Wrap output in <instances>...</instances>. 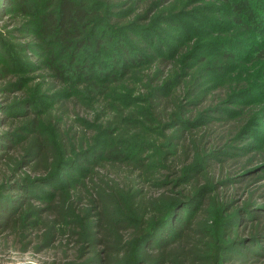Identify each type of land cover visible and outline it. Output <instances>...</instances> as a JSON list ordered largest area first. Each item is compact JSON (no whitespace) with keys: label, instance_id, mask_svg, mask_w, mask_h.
Instances as JSON below:
<instances>
[{"label":"trees","instance_id":"obj_1","mask_svg":"<svg viewBox=\"0 0 264 264\" xmlns=\"http://www.w3.org/2000/svg\"><path fill=\"white\" fill-rule=\"evenodd\" d=\"M225 1L231 29L248 40L247 50L232 63L239 53L224 47L225 60L211 65L207 55L188 64L195 45L182 43L188 36L167 34L179 16L168 7L159 11L166 0H3L0 234L35 239L37 251L60 244L66 233L77 235L75 259L63 264H246L264 256V189L241 200L226 191L247 177L226 172L228 162L259 147L247 140L260 133L253 127L264 107V80H256L264 76V0ZM32 71H39L32 78L38 80L29 85L25 75ZM82 82L102 95L104 117L98 125L78 119L93 129L86 138L43 121L48 108L38 104L46 95L69 97ZM206 82L218 94L196 108ZM206 107L211 117L202 116ZM202 125L188 151L183 146L185 161L177 162L180 141ZM183 130L188 134L178 133ZM119 164L129 171L139 166L141 174L118 186L107 173ZM151 167L172 170L154 176ZM138 177L186 188L148 197L133 187ZM84 196L88 204L78 207ZM34 199L46 202L35 207Z\"/></svg>","mask_w":264,"mask_h":264},{"label":"rangeland","instance_id":"obj_2","mask_svg":"<svg viewBox=\"0 0 264 264\" xmlns=\"http://www.w3.org/2000/svg\"><path fill=\"white\" fill-rule=\"evenodd\" d=\"M165 3L166 4L163 5L159 9V11H164L163 8L168 7L169 10H176L171 12H175L179 16V24H177L176 26L169 25L167 34L177 36L178 40H181V38L182 40H184L186 36H188L189 39H185V41H182V43L186 46L191 47L195 45V52L189 56L190 60L188 64L197 63L198 58L204 55H207L208 59L211 61V65L217 58L219 59L217 61H223L225 59L221 58L222 56L220 54L223 52L224 47L238 51V58L232 60V63H238V61L242 57L241 55H244V51L247 50L245 48L244 42L248 40H243V37H241L240 34L236 35V33H234V28L231 29V23L228 22L229 18H231V7L229 3H226L225 0H166ZM3 7V0H0V12L3 11ZM0 17L2 18L0 19L1 25L4 17H2L1 15ZM158 20L160 19L157 18L156 20L157 26H159L160 24V21ZM183 25H189V30L195 28V33L190 34L188 33L189 30L185 32L183 29ZM183 31L184 34L181 35ZM246 39H250V35ZM217 51H219V53H217ZM28 54L26 53V56L30 57L31 51H28ZM251 57L252 53H250L249 55V58ZM88 58H90L92 62L97 61L95 55L91 53L88 54ZM249 63H247V65H249ZM37 72L39 71H32L25 75V78H27L29 85L34 84L36 80H38L37 78H35L34 80L32 79L34 75L38 74ZM205 72L207 74H211L210 69H206ZM7 76L9 79H13L14 77L16 78V76L12 73H8ZM256 80H264V76ZM98 84V86L100 87L102 83L99 82ZM203 86V99L201 100V102H197L196 105L193 104L194 106H196V108H202L207 104H211L212 96H214V94H218L219 91L218 89L215 90L211 88V82H206ZM90 89H92V87L89 84L82 82L79 85L77 91H74L73 95L69 97L60 99L59 97L57 98L54 96L52 97V95H46L47 98L43 97V99H40L43 103L38 104H46L45 106L48 108V111H46V113L42 114L40 117L43 121L46 122L50 120H56L55 122H57V125H60V128H66L70 126V132H76L75 135L77 136L83 135L85 138L89 137L92 134L93 129L85 128L83 125H81V122H88L98 125L100 120H104V117H102L103 115H100V112L102 111L100 98H102V95L93 94ZM262 92H264V90ZM262 92L260 91V95L262 94ZM9 93H12V91L9 90ZM48 94H50V92H48ZM2 97L4 98L5 96L2 91H0V101ZM193 105H188L187 111H190L191 113L194 112V109L196 108L193 107ZM229 106L234 107L235 105ZM205 110L206 111H204V115L202 116L204 117L210 114L211 117V107H206ZM190 112H187V114H190ZM257 112L259 122L257 126L253 127V129L256 128L255 130H258L260 133L254 135L255 137L249 138L247 141L257 142L256 146L259 147H255L251 151L249 149L248 152H244L242 155L230 160L228 162V166L226 167V172L234 174L240 173L247 176L246 180L242 182L236 181L235 186H231L226 189L228 193L235 190V197H237L238 200H241L246 195H250L252 193H255V195L261 194L260 190L264 189V138H262V132H264V107L262 108L261 106ZM107 116H109V114H107ZM78 119L81 122L78 121ZM206 124L211 125V121ZM204 125L200 127L196 126V128L193 129L192 136L186 135L188 134V130L178 131V133H183L186 136L184 140L180 141L182 142V145L177 148V151L173 156V158L175 157V160L177 162L185 161L184 157H182L183 146H185L188 151L191 146L190 140L193 137L199 136V134L195 133H198V130L201 129ZM3 128H5V126H0V132L3 130ZM174 128H177L176 124L166 128L165 132L172 131V129ZM225 128L226 125L220 127L221 130ZM2 162L3 161L0 158V178L4 176L5 170V165H3L4 163ZM105 166L108 172H112L109 171L111 170V167H109V163H106ZM103 168L105 167H99L97 168V171L100 172V170ZM113 168L115 169V172H113L115 174L107 173V175L114 176L116 179L115 182H117L118 186L122 187H125L126 184L131 183L130 179L133 178V174L135 171L141 174V168L139 166H135V171H129V167L122 164L115 165V167ZM152 169L153 168L151 167L150 172H152L154 176H164L171 173L172 170V168L170 170L164 167H157L153 170ZM65 171L68 175L76 174V171L74 169H71L69 171L68 169H66ZM254 178H256V180ZM104 184L105 183H103V185ZM134 186L139 187L141 189V192H144L145 196L148 197L155 196L162 191L168 192V190H171L176 192L182 187L186 188V185H151L148 181L143 180L142 177L137 178V180L133 183V187ZM257 201H262V198H257ZM45 202L46 200L34 199L33 204L35 205V207H42ZM77 203L78 207H82L88 204V200L84 196ZM44 215L45 213H43V216ZM259 218L260 220H264V215H261V217L259 216ZM69 234L70 233H66L61 236L59 239L61 240V243L56 244L55 247L53 246L50 249H41L37 251L33 247L35 239L32 240L30 238H18L17 236H15V233H2L0 234V264H63L66 261L74 260L76 256L75 251L77 248V235L70 234L69 236ZM243 235L242 237H244V244L248 245V247L250 248H255V245H249L250 239L247 238V235ZM31 237L35 238V235H32ZM28 239L31 242H29L27 246L23 248V243ZM4 240L9 241L8 246L6 247L4 245H1ZM234 264L240 263L235 262ZM246 264H264V256L262 257L255 255L251 257L249 262Z\"/></svg>","mask_w":264,"mask_h":264}]
</instances>
